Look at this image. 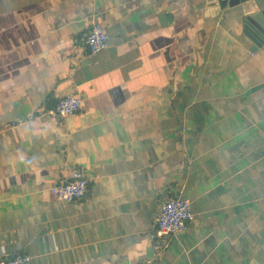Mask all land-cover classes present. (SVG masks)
Here are the masks:
<instances>
[{
  "label": "crops",
  "instance_id": "0c3cea01",
  "mask_svg": "<svg viewBox=\"0 0 264 264\" xmlns=\"http://www.w3.org/2000/svg\"><path fill=\"white\" fill-rule=\"evenodd\" d=\"M238 35L207 0H0V256L264 264V48ZM70 94L77 114H46ZM73 171L86 196L56 200ZM169 197L194 219L158 238Z\"/></svg>",
  "mask_w": 264,
  "mask_h": 264
},
{
  "label": "built area",
  "instance_id": "2783aa9c",
  "mask_svg": "<svg viewBox=\"0 0 264 264\" xmlns=\"http://www.w3.org/2000/svg\"><path fill=\"white\" fill-rule=\"evenodd\" d=\"M89 55L94 56L109 45V34L98 22H92L84 40ZM82 100L70 94L57 100L54 108L46 112L50 116L66 118L81 110ZM88 191V179L80 171H73L69 177L60 179L49 188V193L58 201L74 202L83 199ZM194 219L191 204L179 197H169L158 207L155 217V235L164 237L186 230ZM29 256L1 257L0 264H27Z\"/></svg>",
  "mask_w": 264,
  "mask_h": 264
},
{
  "label": "water",
  "instance_id": "95a60500",
  "mask_svg": "<svg viewBox=\"0 0 264 264\" xmlns=\"http://www.w3.org/2000/svg\"><path fill=\"white\" fill-rule=\"evenodd\" d=\"M215 16L229 10L239 15V42L250 55L264 48V0H207Z\"/></svg>",
  "mask_w": 264,
  "mask_h": 264
}]
</instances>
